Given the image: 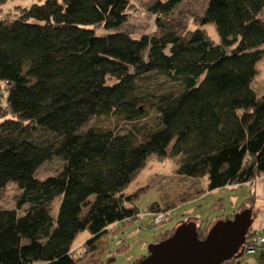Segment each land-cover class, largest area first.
Segmentation results:
<instances>
[{
    "label": "trees",
    "instance_id": "obj_1",
    "mask_svg": "<svg viewBox=\"0 0 264 264\" xmlns=\"http://www.w3.org/2000/svg\"><path fill=\"white\" fill-rule=\"evenodd\" d=\"M14 1L25 0L0 7ZM181 1L152 3L157 32L138 38L121 31L127 0H37L0 18V194L19 191L11 208L0 203V264H76L83 231L93 252L113 225L141 216L134 205L148 187L125 190L151 155L174 158L180 177L206 178L207 192L264 175V93L251 87L264 0H207L192 30L172 19ZM157 77L171 87L146 88ZM97 117L127 129L90 125ZM53 159L55 174L40 178ZM169 209L152 203L146 214ZM215 222H195L200 239Z\"/></svg>",
    "mask_w": 264,
    "mask_h": 264
},
{
    "label": "rangeland",
    "instance_id": "obj_2",
    "mask_svg": "<svg viewBox=\"0 0 264 264\" xmlns=\"http://www.w3.org/2000/svg\"><path fill=\"white\" fill-rule=\"evenodd\" d=\"M36 1L8 2L0 7V18L11 20L13 13H15L13 7L15 4L19 3L26 6ZM127 1L129 3L128 20L121 31L127 32L136 38L143 34L152 35L156 33V17L149 13L147 9L158 0ZM206 3L207 0H182L173 10L172 19L192 30L195 28V17L204 12ZM202 29L215 44L219 42L213 25H206ZM257 69L258 73L253 79L251 87L256 91L257 96H260L264 93V57L257 64ZM149 86L152 90L157 88V91H159L170 88L171 84L163 77H157L151 79L146 88ZM90 125L117 128L121 132L127 129L126 124L113 117L93 118ZM137 137L140 138L141 136L138 135ZM59 165L60 163L55 159L45 163L39 169L38 176L42 178L55 174ZM176 169L177 165L174 158L160 159L155 155L149 156L146 165L139 172L135 181L125 190V193L130 194L137 189L148 187L145 193L139 195L134 205L141 216L127 224L117 223L113 225L97 242L93 252L86 250L84 246V242L90 238L89 232H80L75 237L70 252L76 264H132L142 257L144 258L147 255L148 245L158 242L156 240L161 235L171 231L178 222L190 219L188 222L194 221L202 225L210 224L215 222L217 216L233 215V212L237 210L242 202L251 196L248 191L249 187L243 185L228 186L217 191L207 192L206 178L180 177L177 175ZM18 194L19 191L14 185L7 186L0 194L1 206L11 208ZM58 203L59 198L55 199L53 203L55 215ZM152 203L170 207V212L160 211L157 213L164 215L161 223L157 226L152 224V217L146 214ZM254 257L243 255L240 261L246 258L253 259Z\"/></svg>",
    "mask_w": 264,
    "mask_h": 264
},
{
    "label": "water",
    "instance_id": "obj_3",
    "mask_svg": "<svg viewBox=\"0 0 264 264\" xmlns=\"http://www.w3.org/2000/svg\"><path fill=\"white\" fill-rule=\"evenodd\" d=\"M251 226V209L216 221L202 239L195 222L184 221L171 236L148 245L147 255L136 264H225L239 260Z\"/></svg>",
    "mask_w": 264,
    "mask_h": 264
},
{
    "label": "crops",
    "instance_id": "obj_4",
    "mask_svg": "<svg viewBox=\"0 0 264 264\" xmlns=\"http://www.w3.org/2000/svg\"><path fill=\"white\" fill-rule=\"evenodd\" d=\"M243 186L249 187L248 191L253 197V202L250 206L252 220L251 229L258 230L261 235H264V175H261L253 182L244 184ZM236 264H264V259L261 256H255L253 259L246 258L241 261L239 259Z\"/></svg>",
    "mask_w": 264,
    "mask_h": 264
},
{
    "label": "built area",
    "instance_id": "obj_5",
    "mask_svg": "<svg viewBox=\"0 0 264 264\" xmlns=\"http://www.w3.org/2000/svg\"><path fill=\"white\" fill-rule=\"evenodd\" d=\"M163 216V214H151L152 224L154 226L160 224ZM240 251L242 256H261L264 259V235H261L258 230L250 229Z\"/></svg>",
    "mask_w": 264,
    "mask_h": 264
},
{
    "label": "flooded vegetation",
    "instance_id": "obj_6",
    "mask_svg": "<svg viewBox=\"0 0 264 264\" xmlns=\"http://www.w3.org/2000/svg\"><path fill=\"white\" fill-rule=\"evenodd\" d=\"M155 243H157V242H155ZM143 258V257H142Z\"/></svg>",
    "mask_w": 264,
    "mask_h": 264
}]
</instances>
